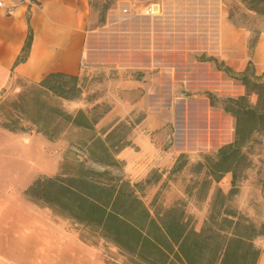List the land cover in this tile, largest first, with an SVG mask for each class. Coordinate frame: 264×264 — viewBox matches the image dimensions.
Wrapping results in <instances>:
<instances>
[{
  "label": "rangeland",
  "instance_id": "1",
  "mask_svg": "<svg viewBox=\"0 0 264 264\" xmlns=\"http://www.w3.org/2000/svg\"><path fill=\"white\" fill-rule=\"evenodd\" d=\"M86 1L81 94L71 101L44 96L40 101L72 116L82 111L91 127L61 124L53 140L42 135L53 144L48 174L106 171L108 178L129 182L152 213L172 206L182 209L195 231L217 196L224 197L223 208L264 225V119L245 125L255 133L245 147L244 163L218 182L212 177L213 156L233 141L235 128L220 101L245 97L255 107L257 92L264 88V73L250 61L252 49L241 62H231L219 56L221 41L229 28L246 32L248 45L263 33L264 0ZM148 7L152 14H147ZM207 57L236 76L245 74L248 89L237 77L217 70L214 62L201 61ZM32 84L14 79L0 92V124L20 115L11 104ZM208 93L218 107L209 105ZM57 155L62 156L59 164ZM24 196L44 220L63 224L80 242L98 249L106 263H127L124 253L90 227ZM254 246L264 254V236L255 239Z\"/></svg>",
  "mask_w": 264,
  "mask_h": 264
},
{
  "label": "trees",
  "instance_id": "2",
  "mask_svg": "<svg viewBox=\"0 0 264 264\" xmlns=\"http://www.w3.org/2000/svg\"><path fill=\"white\" fill-rule=\"evenodd\" d=\"M255 39L249 41V49L253 48ZM31 41L29 30L15 64L26 60ZM201 61L214 62L217 70L237 77L248 89L245 74L236 76L228 66H217L214 57ZM78 81V75L49 73L11 104L23 117L16 115L13 120L8 116V122L1 123L0 128L14 134H41L48 140L56 137L62 129L57 130L61 124L90 128L82 111L72 116L40 101L41 96L49 100L78 99L81 94ZM257 93L259 99L255 107H250L245 97L220 101L222 110L234 118L235 128L233 141L219 148L213 156L215 182L245 161V147L255 133L245 125H257L264 119V88ZM207 99L211 107H218L213 94L208 93ZM24 119L28 120V125L24 124ZM182 158L176 160L174 169ZM205 159L210 157L205 156ZM24 194L30 201L54 208L75 224L93 229L98 237L127 256L125 264H258L262 254L254 246V240L264 236V225L256 226L235 210L223 208L222 196L220 199L217 196L219 200L215 198L200 230L195 231L190 226V217L182 209L172 206L152 213L129 182L112 176L108 178L106 171L39 176Z\"/></svg>",
  "mask_w": 264,
  "mask_h": 264
},
{
  "label": "crops",
  "instance_id": "3",
  "mask_svg": "<svg viewBox=\"0 0 264 264\" xmlns=\"http://www.w3.org/2000/svg\"><path fill=\"white\" fill-rule=\"evenodd\" d=\"M0 1V92L14 79L38 83L49 73L79 74L88 36L86 0ZM29 30L27 58L15 64ZM248 40L246 32L229 28L219 56L241 62ZM250 56L254 69L264 73V32ZM52 145L41 134L0 129V264H108L98 249L80 242L63 224L44 220L24 196L39 176H52ZM55 158L57 164L62 160L61 155ZM258 264H264V254Z\"/></svg>",
  "mask_w": 264,
  "mask_h": 264
},
{
  "label": "built area",
  "instance_id": "4",
  "mask_svg": "<svg viewBox=\"0 0 264 264\" xmlns=\"http://www.w3.org/2000/svg\"><path fill=\"white\" fill-rule=\"evenodd\" d=\"M3 6V3L0 1V7ZM146 9V12L147 14H152L153 13V9L151 7H148V8H145Z\"/></svg>",
  "mask_w": 264,
  "mask_h": 264
},
{
  "label": "bare ground",
  "instance_id": "5",
  "mask_svg": "<svg viewBox=\"0 0 264 264\" xmlns=\"http://www.w3.org/2000/svg\"><path fill=\"white\" fill-rule=\"evenodd\" d=\"M153 9L156 10V6H153Z\"/></svg>",
  "mask_w": 264,
  "mask_h": 264
}]
</instances>
